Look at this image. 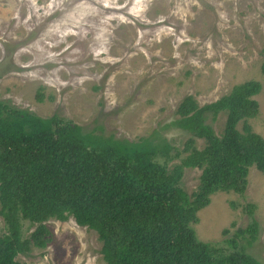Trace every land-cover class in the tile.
<instances>
[{
    "label": "rangeland",
    "instance_id": "rangeland-1",
    "mask_svg": "<svg viewBox=\"0 0 264 264\" xmlns=\"http://www.w3.org/2000/svg\"><path fill=\"white\" fill-rule=\"evenodd\" d=\"M263 60L264 0H0V100L117 138L159 130L154 141L170 143L173 153L190 136L172 125L185 96L202 106L250 80L262 90L249 123L264 137ZM226 117L207 122L221 133ZM200 174L185 170L188 194ZM247 203L255 204L258 236L240 245L264 264V173L255 167L243 195L213 193L194 227L201 240L222 242L250 223ZM47 225L51 241L19 255L23 264H106L95 230L73 217Z\"/></svg>",
    "mask_w": 264,
    "mask_h": 264
},
{
    "label": "trees",
    "instance_id": "trees-1",
    "mask_svg": "<svg viewBox=\"0 0 264 264\" xmlns=\"http://www.w3.org/2000/svg\"><path fill=\"white\" fill-rule=\"evenodd\" d=\"M261 90V82L246 81L202 106L185 96L172 125L190 136L175 153L154 141L159 130L117 138L0 100V264H23L19 255L51 241L49 220L71 217L97 232L106 264H263L239 240L257 239L254 203L246 204L247 227L222 242L201 240L194 227L213 193L243 195L251 168L264 173V137L249 123ZM221 112L227 117L217 133L207 118ZM187 168L201 170L190 194L182 185Z\"/></svg>",
    "mask_w": 264,
    "mask_h": 264
}]
</instances>
